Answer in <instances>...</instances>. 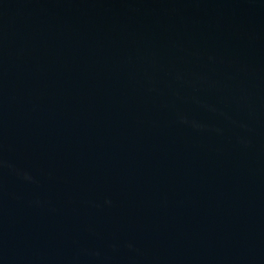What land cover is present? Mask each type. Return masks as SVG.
Here are the masks:
<instances>
[{"label":"water","instance_id":"95a60500","mask_svg":"<svg viewBox=\"0 0 264 264\" xmlns=\"http://www.w3.org/2000/svg\"><path fill=\"white\" fill-rule=\"evenodd\" d=\"M0 264H264V0H0Z\"/></svg>","mask_w":264,"mask_h":264}]
</instances>
